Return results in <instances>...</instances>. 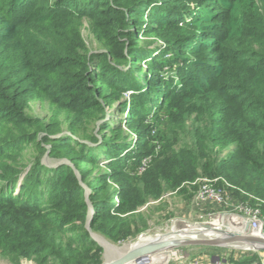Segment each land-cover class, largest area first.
I'll return each instance as SVG.
<instances>
[{"label":"trees","instance_id":"obj_1","mask_svg":"<svg viewBox=\"0 0 264 264\" xmlns=\"http://www.w3.org/2000/svg\"><path fill=\"white\" fill-rule=\"evenodd\" d=\"M83 21L103 50H88ZM139 34L160 45H139ZM168 53L171 76L161 72ZM124 94L118 110L127 108L130 140L105 120ZM32 99L49 104L47 118L26 113ZM29 143L67 162L48 167L38 156L23 166L17 157ZM100 163L101 172L88 167ZM229 169L263 201L227 187L229 198L264 213V0H0L2 254L100 264L88 205L92 232L125 240L138 207L201 175L227 181Z\"/></svg>","mask_w":264,"mask_h":264},{"label":"rangeland","instance_id":"obj_2","mask_svg":"<svg viewBox=\"0 0 264 264\" xmlns=\"http://www.w3.org/2000/svg\"><path fill=\"white\" fill-rule=\"evenodd\" d=\"M193 6L194 4L190 3V8H192ZM80 28H81V33H82L84 42L86 43L88 50H103V47L97 44L93 36L91 35L90 29L88 28V22L83 21ZM152 41H153L152 46H154L155 44L160 45L158 40L155 41L153 37L148 34H139L138 38H136V42L139 45H143L145 47H147V45L150 44ZM149 47H151V45ZM172 57H173L172 54L168 53L167 56H165L162 60L164 64L163 66H161V70H162L161 72H163V74L166 76L173 75L175 71V68L172 62ZM138 59L140 60L136 62V65L137 67H142V71L144 73L147 68L144 62L142 61L143 56H139ZM170 79L172 82H177L175 75L172 76ZM125 97L126 95L124 94L123 96H121V99L112 101L111 104H109L106 107L107 112L105 115V118H106L105 120H109L111 123L120 122L122 132L120 134L119 140H122L124 138L125 140H130L131 135L133 134L126 127L124 120H121V119L126 118L127 113L125 110H127V108L122 112H119L118 110L119 103H121L122 102L121 100H124ZM25 107H26L25 111L28 115H32V116L39 117V118H43V117L47 118L50 115L51 107L49 106L48 103H46V101H43L42 99H32L27 102ZM59 115H60L59 118L62 121L61 122L62 128L66 129L65 125H67V121L64 119V115L62 114H59ZM192 120H194V115H191L188 117L187 124H190ZM159 127H160L159 130H161L162 132H165L164 124L159 125ZM63 131L65 132H61L59 133V135L67 134L66 130H63ZM93 133H96V132H93ZM77 140H81V139L78 138ZM173 148L174 149L177 148L176 144H173ZM232 148H233V145L229 144V145L223 146V148L221 147L217 153H214L216 155V157L215 156L214 157L219 159L217 163H219L220 159H222L226 155V153L229 152ZM19 155L20 156L17 158H19L20 163L24 164L23 166L28 165L33 160H35L38 156H40L41 163L48 167H56L63 161L67 162L66 160H63V159L51 158L47 151L46 152L43 151V153L39 152L35 148L33 143L27 144ZM146 165L147 163L145 164V166ZM88 167L92 169L93 172H101L104 169L102 163L96 166H88ZM144 167L142 170L145 169ZM226 173L228 175V178L224 176L223 177L228 181V182L227 181L225 182L228 188L231 190L230 192L232 193L241 192L242 195H246L248 198H254L255 200H257V202L263 201L261 200L262 198L257 197L253 195L252 193H248L243 188H241L235 182V178L233 177V174L230 171V169ZM199 177H205V176L201 175ZM213 178H216V177L214 176ZM81 185L84 186L85 188L83 193H84V196L86 197L89 190L82 182H81ZM185 188L186 190L190 191L189 185L186 184V182L185 183L182 182L178 188L165 191L157 199H150L144 205H141L140 207H138V209L134 213L128 214L126 218L128 222L132 225L131 230H132L133 235L127 237L125 240H119L117 242H112L103 234H100L99 232H92L88 225L85 226V228L90 232V235L98 239L100 244L103 245V248L105 247L107 251L113 249V247L110 244L120 246L125 243L142 240L141 238L142 235H144L145 237H150L152 233L154 234L155 232L156 233L166 232L167 230H170V228L168 229V227H170L171 225L175 229L179 228L180 226H183L182 222L180 221H185L186 223H195V222L208 223V224L213 225V227H218L222 229L230 228V229L235 230V228L228 226L230 223L229 221L227 220L224 221L225 216L228 217V214H221L219 212L200 210L192 202V194L190 196L188 192L184 193L182 191V189H185ZM89 215L90 213H88L86 219L89 218ZM87 224H88V220H87ZM191 247H194V246H188V248H191ZM198 247L201 250L195 249V251H200L206 254H211V256L220 255L222 259H227L230 261L231 260L235 261L236 259L242 258L245 256L251 257V255H255V254L258 255V253H260V252H251L243 248L225 247V246H221V247L198 246ZM103 248H102V261L105 258L104 257L105 255L103 253L104 252ZM170 253H172V251L164 255L158 256V257L154 256L153 258H150V263H156L155 258L157 260L160 259V263L166 262L168 260ZM151 260H154V261H151ZM0 264H37V263L30 259H21V258L16 259L12 254H8V253L2 254V252H0Z\"/></svg>","mask_w":264,"mask_h":264},{"label":"water","instance_id":"obj_3","mask_svg":"<svg viewBox=\"0 0 264 264\" xmlns=\"http://www.w3.org/2000/svg\"><path fill=\"white\" fill-rule=\"evenodd\" d=\"M90 211L91 207L89 205L88 213ZM87 220L85 221V226H87ZM187 224L191 225L192 229L190 231H186L188 229L186 226L180 230L171 229L151 238L142 235V240L125 243L127 246L123 244L116 246L109 243L115 251H107L97 238L91 236L104 250L105 258L100 264H130L141 258L151 257L160 253H169L175 249L188 246H225L243 248L251 252H264V235L255 234L250 229L238 231L213 227V225L208 223L195 222ZM182 230L185 231L181 232ZM219 260V256H211L212 262Z\"/></svg>","mask_w":264,"mask_h":264},{"label":"built area","instance_id":"obj_4","mask_svg":"<svg viewBox=\"0 0 264 264\" xmlns=\"http://www.w3.org/2000/svg\"><path fill=\"white\" fill-rule=\"evenodd\" d=\"M147 160L142 161V170ZM222 183L221 186H217V183ZM191 186L196 187L192 196V202L200 209L211 212H219L221 214H228V216L240 217L242 223L237 224L236 229L238 231H245L250 229L255 234L264 235V213L258 207H252L247 202H236L232 198H229L227 184L221 177H198L192 182H186ZM219 205V208H212L213 205ZM233 211V212H232ZM181 249V248H179ZM179 249H175L176 251ZM175 256V255H174ZM172 253L169 254L168 260L163 263H149L151 257L141 258L138 261L130 264H171ZM246 258V257H245ZM179 262L177 264H264V252L258 253V259L250 260L246 258L243 261L241 258L231 262L227 259L220 258L219 261L212 262L204 254H197L188 257L178 255ZM148 262V263H147Z\"/></svg>","mask_w":264,"mask_h":264},{"label":"bare ground","instance_id":"obj_5","mask_svg":"<svg viewBox=\"0 0 264 264\" xmlns=\"http://www.w3.org/2000/svg\"><path fill=\"white\" fill-rule=\"evenodd\" d=\"M229 221L230 223H229V225L228 226H230V227H232V228H235L236 229V226H237V224H240V223H242V220H241V218L240 217H237V216H232V215H230V216H225V218H224V221ZM179 221V220H178ZM180 222H182V225L183 226H180L179 228H176V229H178V230H180V229H182L183 227H188V229H186V231H190L192 228H191V225H189V224H187L185 221H180ZM193 226V225H192ZM227 226V227H228ZM195 227V226H194ZM170 228V230L172 229V230H175V228L171 225L170 227H168V229ZM230 229V228H229ZM170 230H167V231H170ZM231 230H234V229H231ZM183 231H185V230H182L181 232H183ZM179 232V231H178ZM159 234H161L160 232H158V233H152V235L150 236V238L151 237H155V236H157V235H159ZM127 244V243H126ZM126 244H123L124 246H127ZM103 246V245H102ZM112 251H115V249L113 248V249H111ZM164 254H166V253H160V254H157V255H154V256H161V255H164ZM155 262L156 263H160V259L159 260H157L156 258H155ZM151 261H154V260H151ZM148 263V262H147ZM150 263V262H149Z\"/></svg>","mask_w":264,"mask_h":264},{"label":"crops","instance_id":"obj_6","mask_svg":"<svg viewBox=\"0 0 264 264\" xmlns=\"http://www.w3.org/2000/svg\"><path fill=\"white\" fill-rule=\"evenodd\" d=\"M195 249L201 250V249H199V247H195V248L194 247H191V248L183 247V248L179 249V251L178 250L177 251L174 250V252L172 251V256H174V255L175 256L172 257L170 263L171 264H177L179 262L178 255H180V254L182 256H185V257H188L189 258L190 256L197 255V254L201 253V254H204L207 258H209L211 260V255H208V254H206L204 252L195 251ZM219 257L222 258L220 255H219Z\"/></svg>","mask_w":264,"mask_h":264}]
</instances>
